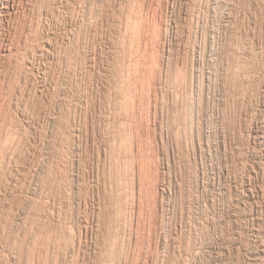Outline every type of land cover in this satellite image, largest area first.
Returning a JSON list of instances; mask_svg holds the SVG:
<instances>
[{"label":"rangeland","instance_id":"rangeland-1","mask_svg":"<svg viewBox=\"0 0 264 264\" xmlns=\"http://www.w3.org/2000/svg\"><path fill=\"white\" fill-rule=\"evenodd\" d=\"M11 1L0 264H264V0Z\"/></svg>","mask_w":264,"mask_h":264},{"label":"bare ground","instance_id":"bare-ground-1","mask_svg":"<svg viewBox=\"0 0 264 264\" xmlns=\"http://www.w3.org/2000/svg\"><path fill=\"white\" fill-rule=\"evenodd\" d=\"M81 3V2H80ZM21 4V3H20ZM83 4H84V2H83ZM17 5V4H16ZM80 6H81V4H80ZM80 8V7H79ZM75 9V8H74ZM85 11V10H84ZM20 12V11H19ZM24 12V11H23ZM14 13V4H13V2L11 1V0H0V20L1 19H3L4 20V18H5V16H10L11 17V15ZM74 13V12H73ZM140 13V12H139ZM77 16V15H76ZM140 16V15H139ZM74 17V16H73ZM136 18V17H135ZM79 20V19H78ZM134 21V20H133ZM142 21V20H141ZM135 22H136V20H135ZM73 23V22H72ZM134 23V22H133ZM5 24V23H4ZM135 24V23H134ZM140 25V24H139ZM132 26V25H131ZM134 26V25H133ZM2 29V28H1ZM3 31V30H2ZM160 31V30H159ZM140 32V31H139ZM73 33V32H72ZM134 35V34H133ZM160 35V34H159ZM158 36V35H157ZM159 39V38H158ZM8 41H10V40H8V39H6V38H1V40H0V53L2 54H4V52L8 49V46H9V43H8ZM46 46V45H45ZM14 47V46H13ZM50 50V49H49ZM9 51V50H8ZM13 52V51H12ZM7 58H8V56H7ZM7 60V59H6ZM7 62V61H6ZM1 65V64H0ZM3 65V64H2ZM5 65V64H4ZM5 66H7V65H5ZM4 66V67H5ZM3 68V67H2ZM8 69V68H7ZM1 70H3V69H0V74H1ZM5 74V73H4ZM5 77V76H4ZM3 93V92H2ZM1 94V93H0ZM1 98V97H0ZM4 98V97H3ZM2 104V106H3V104H5L4 102L3 103H1ZM6 107V106H5ZM4 110V109H3ZM3 113V112H2ZM2 123V122H1ZM4 127V126H3ZM2 129V128H1ZM1 129H0V131H1ZM1 135L3 134V133H0ZM9 135H11V134H9ZM1 137V136H0ZM4 137V136H3ZM7 137V136H6ZM11 138H12V136H11ZM4 139V138H3ZM6 142V141H5ZM1 152H2V150H0ZM157 197V196H156ZM154 205H156V204H154Z\"/></svg>","mask_w":264,"mask_h":264}]
</instances>
